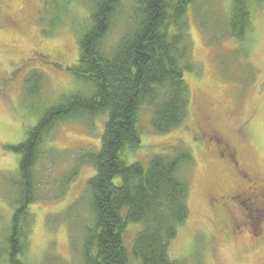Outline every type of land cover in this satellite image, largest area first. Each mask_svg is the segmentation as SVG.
Returning <instances> with one entry per match:
<instances>
[{"label": "rangeland", "instance_id": "1", "mask_svg": "<svg viewBox=\"0 0 264 264\" xmlns=\"http://www.w3.org/2000/svg\"><path fill=\"white\" fill-rule=\"evenodd\" d=\"M231 10L232 0H194L188 32L189 63L195 69L184 72L189 117L172 132L159 134L151 126V108L143 107L142 144L127 154L128 164L144 166L156 155L174 154L176 147L193 156L192 166L181 172L190 188L189 218L170 245L171 257L184 264H264V244L256 247L246 230L233 239L224 224L226 215L215 212L211 197L216 188L230 191L237 181L196 133L203 122L218 131L236 152L240 170L264 184V4L243 40L226 33ZM90 12V0H0V237L10 228L15 208L11 198L19 155L12 147L25 140L51 107L72 94L91 93L71 71L78 63V33ZM128 15L117 18L113 37L122 34ZM33 72L45 77L38 96L26 91ZM106 120L101 115L61 123L46 141L36 168L41 183L30 206L33 224L24 264H84L73 240L80 247L82 228L92 224L88 182L96 169L83 160L99 151ZM141 227L130 224L126 229L130 255ZM129 264L141 261L131 255Z\"/></svg>", "mask_w": 264, "mask_h": 264}, {"label": "trees", "instance_id": "2", "mask_svg": "<svg viewBox=\"0 0 264 264\" xmlns=\"http://www.w3.org/2000/svg\"><path fill=\"white\" fill-rule=\"evenodd\" d=\"M90 2L89 22L78 33V63L71 71L91 93L72 94L51 107L25 140L12 147L19 155L11 198L15 208L10 228L0 237V264H24L33 224L30 206L41 183L36 168L45 156L46 141L61 123L101 115H107L101 147L83 160L96 169L88 182L92 224L82 228L80 247L73 240L75 252L84 264H129L131 255L141 264H184L171 257L170 245L189 218L190 188L181 172L192 166L193 156L176 147L174 154L156 155L144 166L128 164L127 154L142 144L143 107L151 108V126L159 134L172 132L189 117L184 72L195 69L189 63L188 32V9L194 0ZM263 4L232 0L226 33L243 40ZM127 13L122 34L113 37L117 18ZM44 81L42 73H31L27 93L38 96ZM130 224L142 226L131 255L124 241Z\"/></svg>", "mask_w": 264, "mask_h": 264}, {"label": "flooded vegetation", "instance_id": "3", "mask_svg": "<svg viewBox=\"0 0 264 264\" xmlns=\"http://www.w3.org/2000/svg\"><path fill=\"white\" fill-rule=\"evenodd\" d=\"M6 21L10 23L7 17ZM196 133L213 149V157L227 171L231 170L232 173H229L236 177L237 182L233 190L224 191L217 187L216 193L211 197L215 212H223L227 217L228 222L224 224L229 229V235L235 239L237 236L245 235L246 230L248 237L252 238L256 247L264 244V184L249 180L248 176L240 170L236 152L220 137L218 131L203 122ZM245 202H249V206ZM254 225L256 232H254Z\"/></svg>", "mask_w": 264, "mask_h": 264}]
</instances>
